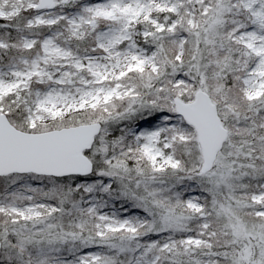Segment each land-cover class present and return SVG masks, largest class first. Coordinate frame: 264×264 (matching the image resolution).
Segmentation results:
<instances>
[{"label":"snow or ice","instance_id":"obj_1","mask_svg":"<svg viewBox=\"0 0 264 264\" xmlns=\"http://www.w3.org/2000/svg\"><path fill=\"white\" fill-rule=\"evenodd\" d=\"M0 264H264V0H0Z\"/></svg>","mask_w":264,"mask_h":264}]
</instances>
